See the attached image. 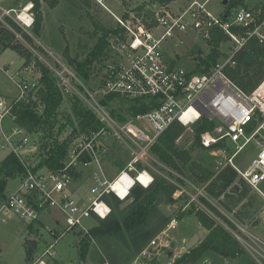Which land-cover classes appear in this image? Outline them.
<instances>
[{"label":"built area","instance_id":"obj_1","mask_svg":"<svg viewBox=\"0 0 264 264\" xmlns=\"http://www.w3.org/2000/svg\"><path fill=\"white\" fill-rule=\"evenodd\" d=\"M5 1L7 0H0V11L10 16L16 9L2 8ZM223 1H220L221 4ZM225 1V7L218 15H213L208 10V0H184L176 9L169 8V4L163 7L157 4L160 7L156 9V4H153L149 7L152 20L133 13H126L125 17L123 14L121 17L115 15L116 24L124 30V35L128 38L120 45L122 62L105 66L101 81L94 91L86 87L76 73H71L66 67L64 69L68 77L60 75L66 85H69L70 79L75 80L77 88L73 89L72 95L77 96L95 114L101 127L95 132L79 134L69 147L62 166L55 171L46 168V171H33L29 163H24L25 171L17 188L7 194L0 205L1 219L6 221L16 216L31 224L40 221L44 213L50 214L52 210H58L63 216L65 230L70 231L81 225L85 217L94 215L100 219L106 218L111 207L102 199L105 194L113 192L123 200L135 183L147 187L152 182V174L144 168L138 170L134 164L138 160L151 157L150 147L160 134L176 121L189 127L202 116L215 122L213 130L200 135L202 146L210 148L216 155H224V162L216 161L220 168L229 165L236 172L238 180L262 194L259 184L264 180V79L251 93H245L227 75L226 69L235 64V54L250 39L254 38L264 47V0L252 4L236 0L228 9V0ZM28 11V22L21 19L19 13L16 14V20L22 25L13 19L23 29V25L30 27L33 23V17ZM151 21L153 24H150ZM216 32H220L230 45L225 51L222 46L218 47L223 57L206 71L196 67L186 69L173 64L168 59L170 53L163 51L161 46L168 38L178 39L189 33L208 41ZM176 55L173 52L172 57L176 58ZM16 85L20 89L16 100L28 102L31 98L25 92V80L17 81ZM60 90L63 92L61 88ZM108 96L131 100L154 98L156 104L146 112L122 122L114 118L109 106L102 102ZM11 118L14 121V117ZM25 134L24 129L17 126L5 138L10 152L20 159L24 156L23 152L28 150V138ZM13 135H19L18 139L12 138ZM259 137L263 140L260 141ZM110 138L125 144L130 151L131 160L110 181L101 179V176L96 177L89 189L87 200L83 201L72 189L74 169L83 159L86 160L85 163L96 162L99 166V160L107 150L104 141ZM251 140L257 141L259 150L251 162L241 169L233 160ZM132 172L135 174L132 175ZM142 174L148 178L146 183L139 179ZM114 183L126 187L122 197L117 194L118 189H113ZM188 183L195 193L191 194L183 185L175 183L177 190L173 193V198L185 194L189 203L198 202L199 197L204 196L203 190ZM261 215L264 218V206ZM176 223L177 219L172 218L167 227L174 228ZM49 232L56 238L63 235L54 228H50ZM37 236L38 234L35 239ZM55 243L56 240L47 243L34 261L29 260L31 264H50L49 261L55 256ZM255 244L264 253V244L261 241ZM161 246L163 244L157 238L151 239L132 264H140V259L149 258L151 252Z\"/></svg>","mask_w":264,"mask_h":264},{"label":"rangeland","instance_id":"obj_2","mask_svg":"<svg viewBox=\"0 0 264 264\" xmlns=\"http://www.w3.org/2000/svg\"><path fill=\"white\" fill-rule=\"evenodd\" d=\"M148 1L149 0H86V2H84V0H57L55 5L51 6L45 0H40L42 24L39 36H33L32 45L26 43L20 33H16V39L30 50L33 58L37 57L41 63L48 67L54 82L63 90L62 101L57 116V121L59 123H64L66 115L71 113L70 105L74 97L72 93L73 89L77 88L75 80L71 81L70 79L69 85H66L60 77V75H63L64 78L68 77L66 76L68 73L64 67L71 71V73H75V70L68 64L65 54L69 55L72 59L75 58L77 61H82L101 36L102 29L109 27L114 28L117 25L115 15L121 17L123 13H133L143 16L144 18H149L148 20H152V13L149 10V7L152 5L148 6L145 4ZM220 1L221 0H208L206 7L213 15H218L223 10V7H225V4H221ZM233 1L235 3L236 0H228V7L226 6V9L230 8L229 6L233 4ZM243 1L247 4H252L261 0ZM183 2L184 0H173L169 3V8L176 9ZM26 5H30L31 7L28 11V14L31 16L32 4L29 0H7L2 3L1 7H13L16 9V12H12L10 16L17 21V23L22 25L16 20V14L19 13L21 15ZM140 5L145 6L142 9H138ZM158 7L160 6L156 4L155 8L158 9ZM4 16L5 15L0 11V21H3ZM150 24H153V22L151 21ZM23 27L28 34L32 35V26L25 27L23 25ZM126 39L128 38L125 34L124 39H119L118 41L114 40L106 49L107 57L102 61L100 57L93 62L90 68L89 79L84 83L86 87L93 91L96 90L101 81V73L105 66L107 64L116 65L122 62L120 45L121 42L126 41ZM180 40H182V42H180ZM229 45L230 43H228L227 39L223 36L218 47L222 46V49H224L223 51H225ZM161 46L163 51L167 53H177L176 64L190 69L195 67L194 60L196 56H204L208 53L210 49V40L204 41L196 34L189 33L181 35L178 39L168 38L162 42ZM222 57L223 54L220 53L216 60ZM23 62L24 59L11 49H6L0 54V94L6 96L8 101L14 98L17 99L20 89L15 81L24 78L25 83H27V88L25 89L26 94L33 102H36V108L40 109L41 103L36 96L40 73L33 63L27 68H21ZM116 99H118V97ZM12 127L13 120L11 115L5 113L0 120V157L10 149V146L6 144L5 138L11 134ZM193 130L194 125L185 127L184 133L177 140L178 145L182 149L190 152L193 161L205 167H211L215 171L222 169L216 161L224 162V155H216L212 150L209 151L197 145L194 141ZM25 135L28 138L26 145L28 150L24 152L25 155L31 157L32 153L35 152L37 148L39 133H26ZM18 136L19 135H13L12 138L18 139ZM72 137L73 142L71 144L73 145L77 136L71 127L66 126L59 140ZM261 140L263 139L260 138V141ZM104 142L106 143L107 150L102 159L100 158L99 160L102 174L96 162L85 163V159L80 161L74 169V183L72 189L83 201L87 200L90 194L89 189L93 186L96 177L101 176L110 181L116 174L124 169L131 160L130 151L123 142L111 138L106 139ZM258 150L259 144L257 141L251 140L234 158V164L241 169L246 167L254 156H256ZM30 163L34 164V161L31 159ZM136 163H139L141 168L137 167ZM136 163L134 165L138 170L144 168L150 174H163L167 176V179L170 181L178 185H183L189 193H195V190L188 183L192 181L188 179V165L184 167V173L180 176L177 172L170 171L160 165L152 155L146 159L138 160ZM41 170L46 171L45 168H41ZM131 174L134 175L135 172ZM177 178L181 179V181ZM236 180V183L240 185L241 183L238 181V177ZM194 184L203 190V194L206 198V191L204 190L206 184L197 182ZM240 187L242 189V185ZM246 187L248 189L247 195L241 196L239 194V197L235 196L234 199L221 198L219 202L209 197V201L212 202L223 215L235 223L236 229H228L245 248V254L238 259L231 260L229 264H264V253L261 248L255 244H258L259 241L264 244V220H261L260 213L264 206V198L258 192L253 190L252 192L247 185ZM259 188L264 193V180L260 182ZM199 196L200 195H198V197ZM201 197H199L198 202L189 203L188 196L184 194L169 206L168 204L160 205L162 212L167 215L170 214L172 217L179 212H184L185 214L180 219H177L174 228L165 226L153 237L157 238V241L162 242L163 246L152 251L149 258L140 259V264L226 263L225 258L212 251H208L198 259L196 263L186 261V258L182 257L185 253L183 251V248H185V239L188 241L190 237L197 235L199 241L205 235H203L202 232L205 228L199 226L196 221L194 215L196 209L199 208L206 211L213 216L215 220L222 223V220L208 209ZM125 203L126 202H122L120 207L122 208ZM96 225H98V219L94 215H91L85 217L78 227L66 231L63 216L58 210H52L50 214H46L41 222H34L31 224L26 223L16 216L2 221L0 215V264H31V261L36 259L38 252L40 253L43 251L46 244L54 240H56L54 245L55 256L53 260L49 261L50 264H80L81 260L77 243L82 234ZM50 228H54L59 233H63V235L59 238L52 236L49 232ZM29 231L34 235L38 234L34 241L31 240ZM118 244V242H113L111 247L107 248L108 252H105L101 247V238L92 239L86 264H101V256L102 258L108 256L112 259L114 258L116 264H132L138 253H134L133 256L126 261L124 254L128 252L125 249H121ZM27 248H31L32 250L31 261L26 260ZM114 249H118L117 252L114 251Z\"/></svg>","mask_w":264,"mask_h":264},{"label":"trees","instance_id":"obj_3","mask_svg":"<svg viewBox=\"0 0 264 264\" xmlns=\"http://www.w3.org/2000/svg\"><path fill=\"white\" fill-rule=\"evenodd\" d=\"M29 1L32 4L31 13L33 15L32 35L18 25L11 16L5 15L3 21H0V53L6 49H11L24 59L21 68H27L33 63L40 73L39 86L36 90L37 99L41 103L40 109L36 108V102H33L32 99H29L28 102L15 99L9 106V113L14 117V123L24 129L26 133H39V137L37 148L31 157L24 155L20 159L15 153L10 152L0 161V204L6 199L5 186L8 180L20 178L24 174V163H29L33 171L41 168L55 171L62 166L68 148L73 142V137L59 140L66 126L71 127L76 136L81 133L95 132L101 127V122L95 114L84 106L82 101L75 95L70 105L71 113L66 115L65 122L59 123L57 121L62 92L54 82L48 67L41 63L37 57L33 58L30 50L16 39V33H20L24 41L32 45L33 36L37 37L40 34L42 24L40 0ZM45 1L51 6H54L57 2V0ZM172 1L149 0L145 4L148 6L153 4L163 6ZM144 6L140 5L138 9H142ZM125 16H127L126 13H123V17ZM222 38L223 35L216 32L210 40L208 53L204 56H196L194 61L197 69L206 71L217 61L216 59L220 55L218 44ZM119 39H124V30L119 25L114 28H105L102 29L101 36L82 61L72 59L67 54H65V57L68 64L75 70L76 75L83 83H86L93 62L100 57L101 61L105 59L108 45ZM234 62L235 64L232 67L226 69L227 75L241 90L245 93H251L264 79V47L258 44L254 38L250 39L244 48L237 51ZM116 98L115 96H108L102 102L109 106L112 116L122 122L137 114L146 112L156 104L154 98L134 100L123 97ZM214 127L215 122L213 120L202 116L194 124L193 137L196 144L203 147L200 143V135L203 132L213 130ZM184 131L185 127L178 121L171 124L151 145L150 154L164 168L175 171L180 176L184 173V167L188 165V179L192 180L189 182L192 184L195 182L206 184L204 190L207 197L201 198L208 209L222 220L223 224L215 220L206 211L196 209L194 212L196 221L207 232L182 257H185L186 261L196 263L205 253L212 251L228 259L229 262L238 259L245 254V248L229 230L236 229V225L223 215L209 199L213 198L219 202L221 198L234 199L235 196L239 197V194L241 196L247 195L246 184L241 180H238L241 183L240 185L236 183L237 174L229 165L215 171L211 167H205L193 161L190 152L182 149L177 143ZM203 148L211 150L210 148ZM31 159L34 164L30 163ZM136 166L141 168L139 163H136ZM152 176L153 180L147 187L135 183L123 200H120L113 192H109L102 197L111 207V212L104 219L96 217L98 225L81 235L77 243L80 264H86L90 242L94 238H101V247L105 252H108L107 248H110L113 242H118L119 247L128 252L124 254L125 260L128 261L134 253H139L158 232L167 226L172 218L180 219L185 214L179 212L172 217L170 214L167 215L162 212L160 205L168 204L169 206L177 200V198H173V193L177 190V183L170 181L163 174H152ZM177 179L181 181V179ZM122 202L126 203L121 208L120 204ZM117 250L114 249L116 252ZM31 254V248H27L26 260H30ZM104 263L116 264V261L110 256L105 258L101 256V264Z\"/></svg>","mask_w":264,"mask_h":264},{"label":"crops","instance_id":"obj_4","mask_svg":"<svg viewBox=\"0 0 264 264\" xmlns=\"http://www.w3.org/2000/svg\"><path fill=\"white\" fill-rule=\"evenodd\" d=\"M3 52V51H2ZM1 52V53H2ZM0 53V54H1ZM172 55H173V52L172 53H170V55H168V59L169 60H171V62L173 63V64H176V58H174V56L172 57ZM178 65V64H177ZM25 80L24 78H21L20 80ZM15 82H17V81H15ZM16 98H14V99H11V101L9 102L8 101V99H7V97L6 96H4V95H1L0 94V107H1V109H0V120H1V118L3 117V115L5 114V113H9V106H10V104H11V102L13 101V100H15ZM9 102V103H8ZM2 105V106H1ZM9 115H10V113H9ZM15 127H17V125L14 123V121H13V127L12 128H15ZM11 128V129H12ZM8 153H10V149H9V151L8 152H6L5 154H3L1 157H0V161L8 154ZM23 155H25V152H23ZM102 174V173H101ZM19 177L18 178H13V179H9L8 180V182H7V184H6V186H5V194L7 195V194H9L10 192H12L13 190H15L16 188H17V186H18V184H19ZM101 179H106V180H108L107 178H104V177H101ZM109 181V180H108ZM252 191V190H251ZM253 192V191H252ZM262 196H263V198H264V193L262 192V194H261ZM1 205V204H0ZM261 213V212H260ZM48 215L49 213H44L43 214V216H42V218L45 216V215ZM42 218L40 219V221H38V222H41V220H42ZM49 219V218H48ZM8 220V219H7ZM261 220H264V218L262 217V215H261ZM3 221V220H2ZM259 223V222H258ZM200 226V225H199ZM202 232H203V235L204 234H206L205 232H207L205 229H203L202 230ZM29 233L31 234V240L32 241H34L35 240V235L31 232V231H29ZM186 240L187 239H185V242H186ZM206 254V253H205ZM204 254V255H205Z\"/></svg>","mask_w":264,"mask_h":264},{"label":"bare ground","instance_id":"obj_5","mask_svg":"<svg viewBox=\"0 0 264 264\" xmlns=\"http://www.w3.org/2000/svg\"><path fill=\"white\" fill-rule=\"evenodd\" d=\"M30 5H26L24 8V12L20 15L21 19L26 20L27 22L29 21L28 16L26 15V12L30 9ZM139 179H141L142 183H146L147 182V176L145 174H142ZM113 189H118L117 194L122 197L125 194L126 191V187L124 186H120L118 183H114L113 184Z\"/></svg>","mask_w":264,"mask_h":264},{"label":"water","instance_id":"obj_6","mask_svg":"<svg viewBox=\"0 0 264 264\" xmlns=\"http://www.w3.org/2000/svg\"><path fill=\"white\" fill-rule=\"evenodd\" d=\"M226 1H223V4H225ZM2 106V105H1ZM1 109V107H0ZM232 190H234V188H232ZM198 243V237L197 235H193L192 237H190V239L188 241L185 242V248H183V251L186 252L188 249L194 247L196 244ZM226 263L225 264H229V260L225 259Z\"/></svg>","mask_w":264,"mask_h":264}]
</instances>
